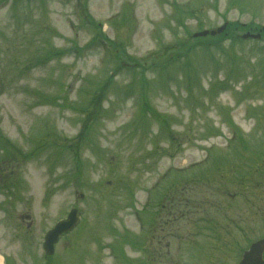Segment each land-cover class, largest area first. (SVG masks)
<instances>
[{
  "label": "rangeland",
  "instance_id": "rangeland-1",
  "mask_svg": "<svg viewBox=\"0 0 264 264\" xmlns=\"http://www.w3.org/2000/svg\"><path fill=\"white\" fill-rule=\"evenodd\" d=\"M226 22L264 27V0H0L6 264H145L144 257L149 264H224L209 249L218 234L213 241L177 228L174 220L190 210L177 204H197L192 191L204 214L227 218L219 224L228 226L222 241L264 236L263 223L255 229L264 222V194L240 193L243 178L231 172L237 161L248 166L264 154V33L241 43L194 37ZM181 49L189 50L185 58ZM190 58L192 74L177 65ZM164 61L173 66H157ZM159 68L163 89L155 84ZM146 83L150 107L141 96ZM262 159L256 165L264 169ZM262 174L246 169L243 181ZM172 200L173 219L164 208ZM224 200H240L243 210L237 215ZM75 208L80 225L47 257L46 232ZM185 239L198 244L181 250Z\"/></svg>",
  "mask_w": 264,
  "mask_h": 264
},
{
  "label": "flooded vegetation",
  "instance_id": "flooded-vegetation-1",
  "mask_svg": "<svg viewBox=\"0 0 264 264\" xmlns=\"http://www.w3.org/2000/svg\"><path fill=\"white\" fill-rule=\"evenodd\" d=\"M261 192L263 195L264 192ZM259 192H257V197H259ZM186 214H181L179 216V223L182 222L184 216ZM198 215H188L186 222L187 225L196 228L197 226L191 225L198 220ZM264 222L263 220H259V222L255 225L256 231L261 230L260 226ZM205 223H203L204 225ZM263 233V232H262ZM245 235L241 236L240 239H229L223 241H215L214 245L211 248L213 259H223L224 264H264V248L257 249L256 251L251 252V248L257 244H259V240L264 238V236L256 239H251L246 237ZM250 253V254H249Z\"/></svg>",
  "mask_w": 264,
  "mask_h": 264
},
{
  "label": "trees",
  "instance_id": "trees-1",
  "mask_svg": "<svg viewBox=\"0 0 264 264\" xmlns=\"http://www.w3.org/2000/svg\"><path fill=\"white\" fill-rule=\"evenodd\" d=\"M17 8L18 7H15L13 10L16 12V10H17ZM250 26H248L247 28H249ZM231 28H239V29H244V28H246V27H243V26H240L239 24H237V23H235V24H231ZM230 37H231V42H234V43H241L242 41L240 40V37H237L236 36V34H235V32H233V30H231V33H230V35H229ZM207 38H212L215 42L218 40V39H224V38H221V37H218V38H214V37H207ZM185 46H186V44H185ZM188 52H189V50H185V49H181V50H179V54H178V56H182L183 58H185V54H188ZM62 54L60 53V51L58 50L57 51V53H56V58H58V57H60ZM49 57L51 56V55H48ZM48 59V58H47ZM188 60H190L191 61V65H189V61ZM187 61H186V63H187V65H186V63H185V61L182 63H179V68H184V69H189L191 72V74L196 70V67H194L193 66V61L191 60V58L190 59H188ZM172 64H167V62L166 61H164L163 63H161V64H157V66L158 67H161L162 69H166V68H168V67H170ZM173 66V65H172ZM186 66V67H185ZM107 84H109V83H107ZM106 84V85H107ZM110 85V84H109ZM108 86V85H107ZM133 86V89H135L136 90V88H135V84L133 83V85H129V89H126L127 91H126V93H129V91H131L130 90V88ZM262 86H264V83H263V85ZM143 87L145 88L144 90H145V92L144 93H142V99H143V106L145 107V106H151V104H148V101H147V99H149V95H147L146 94V92L148 93V87H149V85L146 83V87H145V85H143ZM105 89V87L103 86L102 88H101V91H103ZM147 89V90H146ZM148 107V108H149ZM147 110H149V109H146V111ZM158 117H160L159 115H158ZM248 151H250V149L248 150ZM247 151V152H248ZM247 152H242V155H244L245 153H247ZM208 179V182H207V184H206V187H210L213 183H215L216 182V176L215 177H212V178H210V177H208L207 178ZM213 179H214V181H213Z\"/></svg>",
  "mask_w": 264,
  "mask_h": 264
},
{
  "label": "water",
  "instance_id": "water-1",
  "mask_svg": "<svg viewBox=\"0 0 264 264\" xmlns=\"http://www.w3.org/2000/svg\"><path fill=\"white\" fill-rule=\"evenodd\" d=\"M225 27L226 25L216 30L203 31L197 33L195 36H206L208 34L216 35L218 33H221L225 29ZM252 36L253 35L251 34H246L244 37L249 38ZM79 221L80 218L78 216L77 210H73L66 220L59 222L56 227L47 234L45 249L49 255H52L54 253L55 244L59 241V237L62 234L71 231L75 226L78 225Z\"/></svg>",
  "mask_w": 264,
  "mask_h": 264
}]
</instances>
